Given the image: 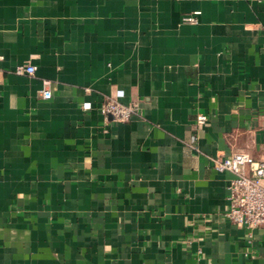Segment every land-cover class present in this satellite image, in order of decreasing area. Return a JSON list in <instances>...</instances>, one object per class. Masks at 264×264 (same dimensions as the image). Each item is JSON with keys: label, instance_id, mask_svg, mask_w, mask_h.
I'll list each match as a JSON object with an SVG mask.
<instances>
[{"label": "crops", "instance_id": "1", "mask_svg": "<svg viewBox=\"0 0 264 264\" xmlns=\"http://www.w3.org/2000/svg\"><path fill=\"white\" fill-rule=\"evenodd\" d=\"M263 137L264 0H0V264H264L210 161Z\"/></svg>", "mask_w": 264, "mask_h": 264}, {"label": "built area", "instance_id": "2", "mask_svg": "<svg viewBox=\"0 0 264 264\" xmlns=\"http://www.w3.org/2000/svg\"><path fill=\"white\" fill-rule=\"evenodd\" d=\"M196 9L182 16V21L195 23L198 21ZM34 64H18L15 67L17 73H33ZM42 97L49 98L51 90L48 80H44ZM123 90L116 88L105 96L98 105V111L105 121H127L138 113L136 102H124L121 100ZM83 109H90V101L82 102ZM205 114H199L197 120L202 122ZM264 144V137L262 139ZM212 166L219 171H229L232 176L227 185L228 206L226 217L233 223L248 228L262 227L264 229V158L257 159L245 149H237L225 156L211 155ZM249 169L250 173L245 170ZM105 245V248H108Z\"/></svg>", "mask_w": 264, "mask_h": 264}]
</instances>
